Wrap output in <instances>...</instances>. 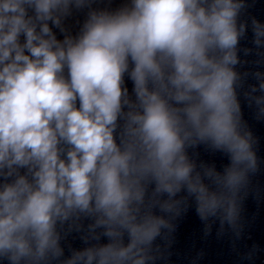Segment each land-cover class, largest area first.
I'll return each instance as SVG.
<instances>
[{
    "label": "clouds",
    "instance_id": "9594fccd",
    "mask_svg": "<svg viewBox=\"0 0 264 264\" xmlns=\"http://www.w3.org/2000/svg\"><path fill=\"white\" fill-rule=\"evenodd\" d=\"M102 2L0 0V264H155L190 201L205 235L215 220L239 235L258 171L238 98L246 0ZM250 26L259 65L264 23ZM199 146L230 163L197 164ZM73 232L86 246L65 257Z\"/></svg>",
    "mask_w": 264,
    "mask_h": 264
},
{
    "label": "water",
    "instance_id": "95a60500",
    "mask_svg": "<svg viewBox=\"0 0 264 264\" xmlns=\"http://www.w3.org/2000/svg\"><path fill=\"white\" fill-rule=\"evenodd\" d=\"M246 5L240 19L247 21L249 29L247 38L241 41V48L246 47L253 51L248 56L241 52V60L246 63L239 66L238 71L248 72L249 76L244 87L238 90V98L243 121L256 140L254 150L258 157V171L250 175L247 196L242 201L239 235L227 225L221 232L218 220L209 221L212 225L211 231L205 235V224L198 217L194 202L190 201L188 210L174 221L176 227L169 238L170 245L160 238L155 241L161 249L160 258L155 264H264V118H257L255 106H250L244 96L250 85L258 84L251 73L264 72V62L259 65L256 63L261 58L256 55L252 44L250 26L252 18L264 23V0H249ZM261 51L264 52V49ZM259 94L258 92L257 95ZM189 154L197 164H214L218 171H223V167L230 163L225 154L206 150L203 146L190 149ZM156 214H160L158 210ZM106 242L107 239L102 238L101 243ZM61 243L65 257L70 255V248L82 249L86 246L75 232L69 234Z\"/></svg>",
    "mask_w": 264,
    "mask_h": 264
}]
</instances>
